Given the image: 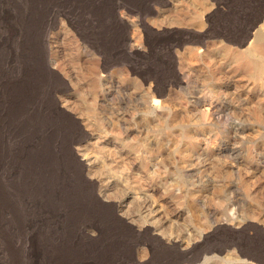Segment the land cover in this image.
I'll use <instances>...</instances> for the list:
<instances>
[{"label": "rangeland", "instance_id": "1", "mask_svg": "<svg viewBox=\"0 0 264 264\" xmlns=\"http://www.w3.org/2000/svg\"><path fill=\"white\" fill-rule=\"evenodd\" d=\"M255 1L223 0L215 15V0H0V264L264 260V44L254 41L264 10L255 19ZM69 149L98 207L67 169ZM93 218L102 232L79 235ZM222 243L231 247L217 254Z\"/></svg>", "mask_w": 264, "mask_h": 264}, {"label": "bare ground", "instance_id": "2", "mask_svg": "<svg viewBox=\"0 0 264 264\" xmlns=\"http://www.w3.org/2000/svg\"><path fill=\"white\" fill-rule=\"evenodd\" d=\"M122 1V0H121ZM68 2V1H67ZM220 2H223V0H215V4H216V8L214 9V11H213V13L216 15L217 13H220L221 12V8H220V6H219V4H220ZM243 2V1H242ZM116 3V2H115ZM223 4V3H222ZM253 4V3H252ZM215 6V5H214ZM213 6V7H214ZM250 6V5H249ZM227 7V6H226ZM223 8V7H222ZM252 8V7H251ZM70 9V8H69ZM114 7L111 9V14H113V12H114ZM134 10V9H133ZM252 10V15H254V18L256 19V17L258 18L260 15H261V13L263 12V10H264V0H256L255 1V4L253 5V8L251 9ZM116 11V10H115ZM228 11V10H227ZM248 12H250V11H248ZM56 13V12H55ZM246 13V12H245ZM115 14V13H114ZM251 15V14H250ZM251 15V16H252ZM250 16V17H251ZM222 17V16H221ZM261 17V16H260ZM248 19V18H247ZM113 20V19H112ZM140 21H142V19L140 18ZM253 21V20H252ZM256 21V20H255ZM246 23V22H245ZM253 23L255 24V22L253 21L252 23L251 22H248V23H246L243 27H242V29H240V28H238L239 30H240V32L241 33H244L245 35H248V33H249V31H250V29L252 28V26H253ZM38 26V25H37ZM255 26V25H254ZM123 28V27H122ZM43 29V28H42ZM238 30V31H239ZM231 35V34H230ZM243 36V35H242ZM149 37H151V36H149ZM149 37H148V35L147 34H145V40H146V42H147V44L148 45H151V43L150 42H148V40H149ZM160 37V36H159ZM163 37V36H162ZM85 38V37H84ZM89 40V39H88ZM254 41L255 42H257V43H260V44H264V35L263 34H261V33H256L255 35H254ZM244 42V41H243ZM150 43V44H149ZM97 47V46H96ZM132 47V46H131ZM119 48H120V46H119ZM103 50V49H102ZM128 50V49H127ZM130 53L133 55V56H137V57H140V55L139 54H137L136 52H131L130 51ZM127 54V53H126ZM144 54V53H143ZM247 54H249V52L247 53ZM124 56H126L125 54H124ZM129 56V55H128ZM129 63H128V65L127 66H129V69H130V71L131 72H133L134 74H136L137 76H138V79H139V82L141 83V84H143L145 81H146V76L144 77V74H142L141 73V68L140 69H138L137 67H135L134 65H137V64H135L134 63V65L133 64H131L130 63V60H131V58L132 57H130L129 56ZM134 58V57H133ZM126 59H124V61H125ZM141 61V60H140ZM139 62V61H138ZM122 64V63H121ZM139 65V64H138ZM137 65V66H138ZM146 66V65H145ZM252 66H254V69H255V71L256 72H258L259 70H260V63L257 61V60H255L254 61V63L252 62ZM168 69V68H167ZM155 70V69H154ZM47 71H49V70H47ZM46 71V72H47ZM157 71V70H156ZM149 73V72H148ZM49 74V73H48ZM132 73H130V75H131ZM46 75V74H45ZM135 76V75H134ZM150 76V75H149ZM158 76V75H157ZM164 76V75H163ZM151 77V76H150ZM159 77V76H158ZM152 78H154V77H152ZM160 78V77H159ZM159 78H157V77H155L154 78V83L156 84L158 81H159ZM149 79V78H148ZM147 79V80H148ZM164 79V78H163ZM163 79H161V80H163ZM176 80H177V78H176ZM182 80V79H181ZM152 81V80H151ZM183 82V81H182ZM48 83V82H47ZM160 83H161V81H160ZM160 83H158V84H160ZM152 84H153V82H152ZM179 84V83H178ZM183 84V83H182ZM43 86V85H42ZM51 86H52V84H51ZM155 86V85H154ZM156 86H157V84H156ZM179 86H181V85H179ZM159 87V86H158ZM156 88V87H155ZM162 88V87H161ZM165 88V87H164ZM158 89V88H157ZM61 90V89H60ZM161 90H163V89H161ZM160 90V91H161ZM51 91V90H50ZM53 91V90H52ZM59 91V90H58ZM157 91V90H156ZM48 92V91H47ZM54 92V91H53ZM162 92V91H161ZM50 93V92H49ZM157 93V92H156ZM158 93H159V91H158ZM52 94V93H51ZM50 94V95H51ZM41 96V95H40ZM48 97V96H47ZM53 99V97H51L50 96V99ZM49 99V98H48ZM49 99V100H50ZM51 99V100H52ZM52 101H54L55 102V100H52ZM51 101V102H52ZM53 104V103H52ZM52 104L50 103V107H52ZM139 104V103H138ZM35 105V104H34ZM139 107H141V105H139ZM144 108V107H143ZM137 109V108H136ZM59 110V109H58ZM138 111V110H137ZM54 113L55 112H57V111H53ZM60 112V111H59ZM53 113V114H54ZM58 116L59 117H61L62 118V120H63V123L66 125V126H68L69 127V129H70V131H72V135H74V134H77V136H78V134L81 132V128H79L78 127V124L72 119V118H70V117H68L69 116V114H68V116H61V114H58ZM73 117V116H72ZM121 118V117H120ZM43 119V118H42ZM55 120V119H54ZM36 121V120H35ZM10 122V121H9ZM15 123V122H14ZM37 123V122H36ZM123 126V125H122ZM84 130V129H83ZM82 130V131H83ZM65 131H67V129L65 130ZM70 131H69V134H70ZM42 132V131H41ZM84 133V132H83ZM86 134V133H85ZM68 135V134H67ZM71 135V134H70ZM35 136V135H34ZM87 136V135H86ZM64 137V136H63ZM35 138V137H34ZM73 138H74V136H73ZM84 138V137H83ZM46 139V138H45ZM76 139V138H75ZM79 139V138H78ZM81 139V138H80ZM79 139V140H80ZM65 140V139H64ZM67 140V139H66ZM65 140V141H66ZM69 140V139H68ZM51 141V140H50ZM63 141V140H62ZM61 141V142H62ZM71 141V140H70ZM76 141V140H75ZM74 141V142H75ZM60 142V143H61ZM74 142H73V144H74ZM69 143V142H68ZM65 144V143H64ZM63 144V145H64ZM70 144V143H69ZM48 145V144H47ZM66 145H67V141H66ZM71 145V144H70ZM78 145V144H77ZM33 146V145H32ZM36 146V145H35ZM43 146V145H42ZM45 146V145H44ZM50 146H52V145H50ZM65 146V145H64ZM66 147V146H65ZM64 147V148H65ZM73 147V146H72ZM71 147V148H72ZM77 147V146H76ZM35 148V147H34ZM37 148H38V146H37ZM48 148V147H47ZM52 148V147H51ZM60 148V147H59ZM67 148V147H66ZM48 149H50V148H48ZM47 149V150H48ZM62 149V148H61ZM63 150V149H62ZM64 151V150H63ZM45 152V151H44ZM144 152H145V150H144ZM35 153H37V152H35ZM54 153V152H53ZM66 153V155H65V159H64V162L66 163V167H67V169L71 172V175L73 176V179H75V181H79V183L81 184V186H82V188H83V191H81L82 193L84 192V190H85V192L84 193H86L87 192V194H88V196H89V199H90V201H91V204L93 205V206H95V207H98L99 206V202L96 200V198L94 197V195H96V194H94L93 195V192H92V185H90V183L88 182V183H86L84 180H83V178H82V175H81V173H82V169H83V166H82V163L79 161V159H77L76 158V156H74L73 154H72V152H71V150L69 149L68 151H66L65 152ZM147 153V152H146ZM39 154V153H38ZM37 154V155H38ZM148 154H150V153H148ZM32 155H33V153H32ZM36 155V154H35ZM37 155H36V157H37ZM50 155V154H49ZM64 155V154H63ZM52 157V156H51ZM54 157V156H53ZM59 157V156H58ZM57 157V158H58ZM64 157V156H63ZM33 158V157H32ZM56 158V159H57ZM40 158H38V160H39ZM63 159V158H62ZM35 160V159H34ZM37 160V159H36ZM46 161H47V159H46ZM59 161V160H58ZM52 162V161H51ZM60 162V161H59ZM44 163V162H43ZM46 164V163H45ZM44 164V165H45ZM49 164V163H48ZM33 165V164H32ZM49 166H50V164H49ZM35 167V166H34ZM38 166H36V168H37ZM33 168V167H32ZM35 168V169H36ZM38 169V168H37ZM63 169V168H62ZM156 169V168H155ZM55 170V169H54ZM84 170V169H83ZM158 170V169H157ZM64 171V170H63ZM65 171H66V169H65ZM36 172H39V171H37L36 170ZM57 173V172H56ZM102 173V172H101ZM83 174V173H82ZM70 176V175H69ZM37 177V176H36ZM36 177H33V178H36ZM64 177V176H63ZM84 177V176H83ZM38 178V177H37ZM58 180V179H57ZM64 180H66V179H64ZM34 181V180H33ZM53 181V180H52ZM63 181V180H62ZM67 181V180H66ZM50 182V181H49ZM71 182V181H70ZM92 182H94V181H92ZM76 183V182H75ZM34 184V183H33ZM36 184V183H35ZM62 184V183H61ZM65 184V183H64ZM67 184H69L68 182H67ZM39 185V184H38ZM70 185V184H69ZM68 185V186H69ZM36 186V185H35ZM63 186V185H62ZM72 186V185H71ZM80 186V185H79ZM93 187H95V186H93ZM64 188V187H63ZM56 189V188H55ZM66 189V188H65ZM67 189H69V187L67 188ZM81 189V188H80ZM79 191V190H78ZM93 191H94V188H93ZM71 193V192H70ZM84 195V194H83ZM74 196V195H73ZM77 197V196H76ZM85 197H86V195H85ZM35 198V197H34ZM33 198V199H34ZM99 198V197H98ZM79 199V198H78ZM77 200V199H76ZM101 202V201H100ZM77 203V202H76ZM49 204V203H48ZM90 204V205H91ZM66 205V204H65ZM113 204H111V206H112ZM67 208V207H66ZM87 208V207H86ZM89 208H91V206L89 207ZM103 208H105V206L103 207ZM106 213H107V216H108V218L109 219H111V220H113V222H117L118 223V221H117V219L114 217V214H113V210H112V208L111 207H108V205H107V207H106ZM99 214V213H98ZM102 214V213H101ZM116 214V213H115ZM36 215V214H35ZM100 215V214H99ZM98 215V216H99ZM101 216V215H100ZM37 217V216H36ZM88 218V217H87ZM90 218V217H89ZM107 218V217H106ZM99 219V218H98ZM98 219H90L89 221H85V222H83L82 223V225L78 228V233H79V235H81V236H83V237H86L87 236V233L85 232V228H87V227H89L90 229H92L93 230V232L95 231V232H102V224L100 223V219H101V217H100V219L98 220ZM104 219V218H103ZM119 219V218H118ZM80 220V219H79ZM104 220H106V219H104ZM38 222V221H37ZM106 222H107V220H106ZM105 222V223H106ZM105 223H104V225H105ZM122 223V222H121ZM73 224H75V223H73ZM72 225V224H71ZM77 225V224H76ZM110 225V224H109ZM36 226V225H35ZM116 226V225H115ZM72 227V226H71ZM104 227V226H103ZM114 227V226H113ZM68 228V227H67ZM89 229V230H90ZM116 229H117V227H116ZM88 230V231H89ZM123 230V229H122ZM126 230V229H125ZM125 230H124V232H125ZM75 231V230H74ZM129 231V230H128ZM131 231V230H130ZM232 232V231H231ZM39 233V232H38ZM123 233V232H122ZM130 233V232H129ZM128 233V234H129ZM146 233V232H145ZM149 233V232H148ZM127 234V235H128ZM150 234V233H149ZM141 235V234H140ZM68 236V235H67ZM80 236V237H81ZM146 236V235H145ZM149 236V235H148ZM101 237V236H100ZM82 238V237H81ZM97 238V237H96ZM141 238H143L142 237V235H141ZM146 238V237H145ZM149 238V237H148ZM74 239V238H73ZM135 239V238H134ZM140 239V238H139ZM154 239V238H153ZM156 239V238H155ZM76 240V239H75ZM87 239H85V241H86ZM89 240V239H88ZM145 240V239H144ZM130 241V240H129ZM139 241V240H138ZM168 242V241H167ZM170 242V241H169ZM135 244H136V242H134ZM137 243H139V242H137ZM146 243H148L147 245H148V249H151V254H152V247H155V246H157V245H155L154 243H155V241H152L150 238L146 241ZM158 243V242H157ZM99 244V243H98ZM129 244V243H128ZM159 244V243H158ZM164 244V243H163ZM162 244V245H163ZM172 244V243H171ZM219 244V243H218ZM228 244V243H227ZM101 245H103L102 243H101ZM134 245V244H133ZM144 245V244H143ZM146 245V244H145ZM155 245V246H154ZM192 245V244H191ZM222 245H225L224 243H222ZM99 246H100V244H99ZM198 246V245H197ZM203 246V245H202ZM212 246V245H211ZM221 246V245H220ZM220 246H218V247H220ZM101 247V246H100ZM127 247V246H126ZM142 247V246H141ZM192 247H193V245H192ZM225 247H227V248H230L231 247V245H225L224 247H221V248H219V249H217V250H213L214 252H216L217 254L218 253H220V252H222L223 250H224V248ZM131 248V247H130ZM146 248V247H145ZM156 248V247H155ZM154 248V249H155ZM160 248H162V247H160ZM179 248V247H178ZM189 248V247H188ZM206 248H208V247H206ZM210 248V247H209ZM217 248V247H216ZM140 249V248H139ZM153 249V250H154ZM197 249V248H196ZM213 249V248H212ZM242 249V248H241ZM241 249H238L237 250V252L239 253V256L240 257H243V256H245L244 254H243V250L241 251ZM141 250V249H140ZM190 250H191V248H190ZM193 251H194V249H192ZM198 250H200V247H199V249ZM203 250V249H202ZM207 250V249H206ZM206 250H203V251H206ZM145 251H147V250H145ZM150 251V250H149ZM155 251H156V249H155ZM160 251V250H159ZM161 251H162V249H161ZM163 251H167V257L169 258V260H170V262H172L173 261V257L172 256H174L173 255V253H172V250L171 249H167L166 250V247H165V249H163ZM96 252V251H95ZM104 252V251H103ZM190 252V251H189ZM189 252H185V253H183V254H179L182 258L183 257H185V258H187V256L189 255ZM197 252V251H196ZM195 252V253H196ZM200 252H201V250H200ZM200 252H199V254H200ZM207 253H210L211 252V250L210 251H206ZM88 253V252H87ZM247 252H245V254H246ZM98 254H99V252H98ZM128 254V253H127ZM150 254V253H149ZM204 254V253H203ZM217 254H213V255H211L210 254V256H212L213 258H215V257H217V256H215V255H217ZM133 255V254H132ZM177 255V254H176ZM247 255H249V254H247ZM81 256V255H80ZM115 256V255H114ZM153 256H154V253H153ZM207 256V255H206ZM251 256V255H250ZM149 257H151V255L149 256ZM163 257H165V256H163ZM162 257V258H163ZM167 257H165V258H167ZM195 257V256H194ZM220 257V256H219ZM237 257V256H236ZM104 258V257H103ZM125 258V257H124ZM124 258H122V259H124ZM128 258V257H127ZM154 258V257H153ZM246 258L247 259H251L250 257H248V256H246ZM78 259V258H77ZM106 259V258H105ZM112 259V258H111ZM159 259V258H158ZM207 259H210L209 257H206L204 260H207ZM263 259V258H262ZM126 260H128V259H126ZM125 260V261H126ZM131 260H133V259H131ZM148 260V259H147ZM146 260V261H147ZM160 260V259H159ZM159 260H156L155 259V261H159ZM164 260V259H163ZM195 259H193V258H191V259H187V261H194ZM230 260V259H229ZM259 259H257V261L256 260H253V261H255V262H258V264L259 263H261V264H264V260H259ZM124 261V262H125ZM146 261H144V262H146ZM153 261V260H152ZM178 261V260H177ZM180 261V260H179ZM216 261V260H215ZM236 261H237V259H236ZM174 262H175V257H174ZM213 262V261H212ZM107 263V262H106ZM150 263V262H149ZM179 263V262H178ZM188 263H190V262H188ZM187 263V264H188ZM209 263V262H208ZM71 264V263H70ZM132 264V263H131ZM158 264V263H157ZM163 264H164V262H163ZM167 264V263H166ZM168 264H169V262H168ZM174 264H176V263H174ZM193 264H195V263H193Z\"/></svg>", "mask_w": 264, "mask_h": 264}]
</instances>
